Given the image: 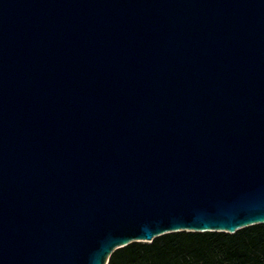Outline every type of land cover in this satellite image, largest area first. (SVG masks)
<instances>
[{
	"label": "water",
	"instance_id": "95a60500",
	"mask_svg": "<svg viewBox=\"0 0 264 264\" xmlns=\"http://www.w3.org/2000/svg\"><path fill=\"white\" fill-rule=\"evenodd\" d=\"M261 224L264 0H0V264Z\"/></svg>",
	"mask_w": 264,
	"mask_h": 264
},
{
	"label": "trees",
	"instance_id": "16d2710c",
	"mask_svg": "<svg viewBox=\"0 0 264 264\" xmlns=\"http://www.w3.org/2000/svg\"><path fill=\"white\" fill-rule=\"evenodd\" d=\"M106 264H264V224L234 234L177 232L114 250Z\"/></svg>",
	"mask_w": 264,
	"mask_h": 264
}]
</instances>
